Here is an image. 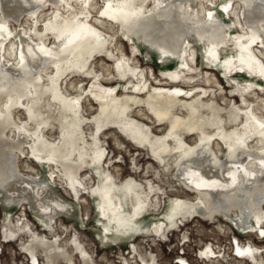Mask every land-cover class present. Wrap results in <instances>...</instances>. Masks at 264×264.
I'll list each match as a JSON object with an SVG mask.
<instances>
[{"label":"bare ground","instance_id":"obj_1","mask_svg":"<svg viewBox=\"0 0 264 264\" xmlns=\"http://www.w3.org/2000/svg\"><path fill=\"white\" fill-rule=\"evenodd\" d=\"M42 1L57 5L61 0H0V199L6 209L28 205L43 231H51L59 216L78 218L71 201L59 194L47 174L41 180V177L31 178L21 172L17 153L27 143L26 134L30 133L33 140L30 157L43 169L50 167L63 175L78 202L77 188L83 185L77 177L85 162L80 149L81 134L72 132L71 127L72 119L77 128L83 120L81 99L86 94L97 106L93 121L98 126L123 127L134 144L164 161L167 168L168 160L174 159L173 179L187 192L197 193L194 201L187 202L180 197L168 199L164 212L149 213L147 203L142 201L141 185L132 178L119 185H115L114 180L105 181L103 159L107 152L93 150L89 166L92 186L97 187L93 209L103 242L111 246L124 242L131 245V241L140 235H159L160 230L167 233L193 215L204 220L230 221L239 236L255 235L264 239V227L258 225V220L264 222V121L251 109L245 111L237 106L225 109L216 102L203 101L207 91L200 96L196 90L180 87L149 89L148 85L128 82L104 86L108 79L102 75L93 77L82 92L83 97L66 95L61 80H65L68 73L86 75L95 56L106 53L109 38L93 24L90 14L95 6L92 4H87L81 12L76 8L75 13L66 17L52 9L54 17L42 20L41 31L31 28L26 24L31 21L36 24L40 13H34L43 9L39 3ZM101 2L98 14L107 22L98 18L95 21L109 30L115 24L122 39L131 43L139 56L143 55L146 61L162 68L159 72L155 70L158 74L175 80L179 70L188 69L182 51L186 42L194 46L196 65L199 63L201 68L218 74L225 89L237 90L238 85L242 86L239 83L250 89H262L263 84L258 79L229 74V70L236 68L247 73H261L264 0H218L208 9L204 3L209 0ZM199 5L204 14L200 20L197 19ZM195 6L197 15H192L190 9ZM71 8L74 9L72 5ZM64 9L67 10V4ZM234 9L238 13L236 20L230 15ZM10 23L20 28L13 30ZM226 33L230 36L228 40H225ZM48 36L51 39L47 42ZM203 43L207 51H203ZM248 47H254L253 54L247 51ZM120 48L121 59L127 60ZM116 67L119 71L125 70L120 61ZM106 72V76H112ZM206 82L219 86L216 77L210 73ZM120 87L122 90L119 91ZM71 89L83 91L84 87L77 83L71 85ZM149 91L148 96L140 98ZM143 104L151 118L144 111L137 112V117L133 115L134 108ZM18 108L26 112L27 118L16 124L14 113ZM181 110L185 111V116L178 113ZM19 115L23 117L21 113ZM211 115L212 130L204 127ZM239 115H245V126L238 125ZM138 119H151V123L154 120L157 126L166 125L165 133L156 137L150 127ZM11 125L25 134L11 140L6 134ZM55 125L57 129L53 128ZM49 128L59 131L56 146L41 137ZM181 135L195 136V144L184 142ZM75 155L81 156L80 161L73 158ZM6 217H9L8 212ZM32 242H37L46 254L54 252L56 258L73 264L72 256L57 244V239L53 242L35 235ZM75 246L77 254L83 256L84 248L80 244ZM23 248L28 255L36 256L34 246ZM237 250L240 255H253L250 248ZM141 261L150 264L142 257ZM84 264H93L91 257L86 256Z\"/></svg>","mask_w":264,"mask_h":264},{"label":"rangeland","instance_id":"obj_2","mask_svg":"<svg viewBox=\"0 0 264 264\" xmlns=\"http://www.w3.org/2000/svg\"><path fill=\"white\" fill-rule=\"evenodd\" d=\"M61 1H59L57 5H49L45 1L39 2L43 5V9L34 13H40L37 16L36 24H33V21H31L26 25L41 31L42 20L54 17L52 15V9H56L58 13H62L61 16L66 17L70 13H75L76 8L81 12L87 8L85 7L87 4H92L95 6V9H91L90 14L92 22L100 27V30H103L102 32L105 31L110 42V46L106 53H104V55L95 56L91 63H89V69L86 75L83 76L81 74V76H72L73 73H68L65 77L66 79L61 80V88L66 95L79 98L82 96V92L85 91L88 83L93 80V77L102 75L108 79V81L104 82V86H113L128 82L135 85L143 84L145 87L148 85L149 89H155L156 87H180L196 90V94L200 96L204 95L203 91H207L203 101L207 103H211L210 101L216 102L217 105L225 109H229L233 106H237L245 111L251 109L260 120L264 121V107H262V102L264 101V62L260 63V74L250 71L247 73L246 71H241L236 68H231L229 70V74L242 75L244 77L251 76L261 81L263 87L260 91L244 87L242 83H239L242 86L238 85L237 90L234 89L229 91L222 86L223 84L219 75L215 74L213 70L203 69L199 66V63L196 65V51L194 46L185 42L182 49L183 59H185V57L187 58L189 66H187L188 69L186 70H179L176 73L178 78L173 80L157 73L162 70L160 66L146 61L143 55L139 56L137 49L131 43H127L122 39L115 24H110L111 29L109 30L108 27H102L95 21V19L98 18V20L107 22V20L102 19L103 17L98 14L102 3L101 0H66V3ZM216 1L218 2V0H213V2L209 0V2H205L204 5L208 9L214 6ZM65 4H67V10L64 9ZM71 5L74 9L71 8ZM88 9L90 10L89 6ZM196 9V6L191 7L190 10L192 15L196 14ZM198 14L199 15L196 14L198 17L197 19H202L204 14L200 5L198 6ZM230 15L236 20L235 18L238 16V13L234 9ZM27 17L29 16L25 18ZM22 22L20 25H22ZM10 25L13 26V30L19 27L11 23ZM238 29L240 28L238 27ZM227 35L228 37H225V40L230 38L229 34ZM240 35L242 34L240 33ZM50 39L51 36H48L47 42L50 41ZM203 44L201 45L203 51H207L205 44ZM120 46L127 60L121 59L118 53V48ZM247 51L253 54L254 47H248ZM9 61L12 62L13 58H9ZM100 61L103 65H101ZM118 61L122 63L125 70L119 71L117 69L116 66ZM150 65H152L154 69L150 67ZM106 70L112 74L113 78L112 76H106ZM206 72L216 77L219 82L218 87L207 84L206 78L209 73L207 74ZM222 81L224 82V80ZM77 83L83 85V91L71 89V85ZM118 90L120 91L122 88L120 87ZM222 92L224 94H222ZM149 93L150 91L141 95L140 98L144 99ZM119 95L121 96L122 93H119ZM223 95L225 96V100L222 99ZM45 105L47 106V104ZM81 105L83 108L81 113L83 122L81 121L82 123L80 122L77 128L75 126L76 123L73 122L72 119L73 126L71 127L72 132H76L78 135L81 134L80 149L81 152H83L82 158L85 162L84 169L80 172V176L78 175L77 177L83 185V187L77 188L79 203L76 201L73 192L67 186L66 179L63 175L50 167L43 169L42 166L38 165L30 157V151L33 145L30 133L26 134L27 143L23 145L21 152L17 153L21 172H23L25 176L31 178L41 177V180L47 174L50 182L59 189H57L59 194H63L65 196H63L64 199L69 202L71 201L77 211L78 218L59 216V220H56L55 224H53V229L51 231H43L42 224L32 212H30L31 209L28 208V205L25 204L21 208L15 206L6 209L0 199V264H67L62 258H56L55 255L57 254L54 252L50 254L43 252L42 247L37 242L31 243L35 235L47 237V239L53 242L57 239V244L59 243V245L63 247V250L72 256L73 264H84L86 256L91 257L93 264H145L141 261V257L150 264H182V262L185 264H264V239H260L255 235H246L247 237L245 235L239 236L232 222H224L222 219L220 220L218 218L204 220L199 216L193 215L189 219L180 222L177 227L173 228L174 230L170 229L167 233L160 230L159 235L156 233L140 235L133 240L134 242L131 241V245H129L130 242H124L114 245L116 246L114 247L111 246L110 243L103 242L99 233V228L95 223L96 213L93 209L95 202L94 194L97 191V187L95 185L92 186L93 175L89 167L92 164L91 154L93 150L104 149L107 152L105 159H103L105 181L114 180L115 185H119L121 182L124 184L129 178H132L141 185L143 189L141 194L142 201L147 203L149 213L159 214L162 211L164 212L167 206L165 203H167L168 199L180 197L187 202L194 201L197 199V193L187 192L173 179L174 159L168 160V169L167 166L164 165V161L154 158L147 149L139 148L134 144L130 139L129 133L123 127L121 128L117 125H111L112 127L109 125L103 127L98 126L97 123L93 121L97 106L93 104L86 94L81 99ZM139 111H144L147 117L151 118L144 104L134 108L132 113L137 117V112ZM20 113L23 117L19 115ZM178 113L185 116L184 110ZM25 118H27V114L24 110L20 108L15 110L14 122L16 124L18 122H25ZM244 118L245 115L238 116V125L241 127L246 125V122H243ZM212 119V115L209 116V121L205 123L204 127L212 130V128H210ZM149 120L151 121V119ZM138 121L149 126L151 133L156 137L162 136L165 133L166 125L157 126L154 120V123L148 120L138 119ZM55 127L56 125L53 126V128ZM15 128L14 125H11L6 131L7 136L10 137L11 140H15L19 134H25L23 132L20 133L18 129ZM58 132V130H50L49 128L43 131L41 137L46 142L56 146L59 140ZM82 136L84 137L82 138ZM181 139L193 145L195 144L196 137L181 135ZM170 142L171 141H169V143ZM247 142H250V140ZM213 147L215 148V146ZM73 158L80 161L81 156L75 155ZM51 175L53 177H51ZM7 212L9 217H6ZM258 222L259 226L264 227L263 221L261 222L258 220ZM76 244H80L81 248H84L83 256L77 254ZM23 246L26 248L34 246L36 248V256L28 255ZM238 248H250L253 251V255H251V257L240 255L237 250Z\"/></svg>","mask_w":264,"mask_h":264},{"label":"flooded vegetation","instance_id":"obj_3","mask_svg":"<svg viewBox=\"0 0 264 264\" xmlns=\"http://www.w3.org/2000/svg\"><path fill=\"white\" fill-rule=\"evenodd\" d=\"M253 90H255V89H253ZM256 91V90H255ZM258 92V91H257Z\"/></svg>","mask_w":264,"mask_h":264}]
</instances>
